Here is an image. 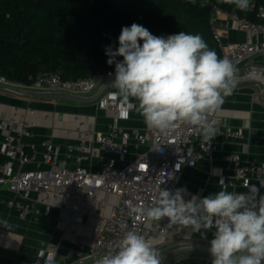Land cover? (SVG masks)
Wrapping results in <instances>:
<instances>
[{"label":"built area","instance_id":"2783aa9c","mask_svg":"<svg viewBox=\"0 0 264 264\" xmlns=\"http://www.w3.org/2000/svg\"><path fill=\"white\" fill-rule=\"evenodd\" d=\"M206 6L212 4L204 0ZM249 8L257 11L259 20H253L224 10L212 4L209 23L215 39L218 41L222 58H227L237 69V74L262 69L257 57L264 55V5L250 0ZM224 17L223 23L219 20ZM224 26H223V25ZM236 28L246 35L244 39L228 43L224 40L223 29ZM111 74V75H110ZM115 70L98 71L77 79H64L58 72L45 70L37 74L31 84L6 78L0 73V83L34 90L66 91L89 95L105 80L114 77ZM100 107L108 108L117 118L130 117L132 108L120 100L115 88H108L97 100ZM128 113L127 116L123 113ZM76 140L65 145L66 154L73 155L75 166L69 167L63 158L62 144L46 138L43 159L49 165L47 169H27L37 153L36 143L23 141L25 136L34 134L38 126L37 109L29 107L26 113L12 114L0 121L2 130V150L7 156L0 173V188L6 187L13 196L8 199L9 207L19 218L30 215H49L53 208L64 213L58 221L66 222L64 234L70 233L76 248L71 260L66 264H97L103 255L114 252L118 243L128 230H136L151 240L161 253V264L166 261L170 250L163 248L174 241L186 240L184 233L167 227L168 219L160 222L150 221L132 211L136 206H151L160 188L170 191L183 188L181 180L186 172L196 168L199 161L212 156L217 140L243 137L241 128H234L219 117L218 110L207 115V120L216 129L212 140H205L200 129L184 122L167 132L146 126L121 127L117 123L110 125L106 132L86 127V122L76 118ZM107 155L102 157L99 151ZM29 151H32L30 153ZM99 157L98 169L84 164ZM226 173L221 174L222 188L227 191L248 192L254 185L263 195L264 158L246 160L236 151L223 154ZM179 165V171L176 170ZM173 174L168 179L162 173ZM162 179L165 183L162 184ZM232 189V190H230ZM101 193L119 196V201L110 204ZM206 197V196H205ZM203 198V197H202ZM186 200V197L184 196ZM101 200L96 216L99 219L95 234L80 233L78 226H91L94 204ZM215 228L211 230L214 232ZM213 235V233H212ZM59 244L54 251L48 252L47 259L54 261Z\"/></svg>","mask_w":264,"mask_h":264},{"label":"clouds","instance_id":"9594fccd","mask_svg":"<svg viewBox=\"0 0 264 264\" xmlns=\"http://www.w3.org/2000/svg\"><path fill=\"white\" fill-rule=\"evenodd\" d=\"M226 2L240 11L250 4V0ZM118 45L115 50L111 45L105 49L108 65L115 64L111 86L148 127L167 132L184 122L200 129L205 140L216 136L207 115L217 111L236 87L237 69L230 60L218 57L198 34L181 31L155 36L137 23L122 27ZM162 173L174 178L172 173ZM244 186L247 193L222 188L188 200L184 199L186 188L173 192L162 187L151 206H136L132 211L153 222L166 217L169 228L181 225L204 233L215 228L209 248L211 264H264V195L257 201L259 190ZM0 223L7 226L6 221ZM160 256L153 242L133 229L97 264H161ZM46 264H52L51 257Z\"/></svg>","mask_w":264,"mask_h":264},{"label":"crops","instance_id":"0c3cea01","mask_svg":"<svg viewBox=\"0 0 264 264\" xmlns=\"http://www.w3.org/2000/svg\"><path fill=\"white\" fill-rule=\"evenodd\" d=\"M219 20L223 23L225 18L220 17ZM223 36L228 43L246 37L243 31L226 27L223 29ZM257 60L264 66V55L258 56ZM260 90V86L255 83H239L236 84L233 94L224 98V103L218 109V115L226 124L234 128H241L243 137L237 139L220 137L216 142V149L212 156H206L199 161L196 168L184 174L181 185L187 189L186 200L193 195L202 198L220 190L221 174L227 172L223 159L225 152H239L246 160L264 158V98L261 96ZM29 107L37 109L38 126L33 135L23 138L24 142H33L37 145L35 158L26 165L27 169L49 168L43 159L42 141L46 138L61 143L63 158L69 167L75 166L74 156L66 154L65 145L76 140L77 117L86 122V127L95 128L100 132L108 131L113 123H117L121 127L145 128L147 126L135 108H132L129 118L120 119L110 109L98 106L97 101L81 103L66 98L30 97L0 88V121L9 118L14 113L22 115ZM2 138L0 129V173L3 172V164L7 160V156L2 150ZM29 152L32 153V151ZM99 155L105 157L107 154L100 150ZM84 164L98 169L99 157H95L91 162L84 161ZM262 193L264 195V190ZM12 196L13 193L9 189L0 188V221L7 222V226L0 223V264H46L48 260L46 255L48 252L54 251L58 244L60 246L52 264L69 262L76 245L70 233L64 234L66 222L63 219L57 227L58 221L61 217L63 218L64 213L53 208L49 215L37 217L30 215L22 219L7 203ZM100 198L109 201L108 208L111 203L119 201V196L111 193H101ZM100 206L101 200L96 201L93 215L90 216V218H96L98 222L96 214ZM80 227L86 228L87 226ZM173 228L184 233L186 240L171 242L163 248L165 251L170 250L165 264H211L210 253L197 249L174 247V245L190 241H199L210 245V240L213 238L211 231L197 232L190 227L181 225H174ZM175 248L176 250H174Z\"/></svg>","mask_w":264,"mask_h":264},{"label":"trees","instance_id":"16d2710c","mask_svg":"<svg viewBox=\"0 0 264 264\" xmlns=\"http://www.w3.org/2000/svg\"><path fill=\"white\" fill-rule=\"evenodd\" d=\"M203 1L0 0V73L31 84L45 70L66 80L115 70V64L107 63L105 49L111 45L115 50L122 27L133 23L155 36L198 34L222 58ZM209 1L259 20L255 9L240 11L226 0ZM255 1L264 5V0Z\"/></svg>","mask_w":264,"mask_h":264},{"label":"water","instance_id":"95a60500","mask_svg":"<svg viewBox=\"0 0 264 264\" xmlns=\"http://www.w3.org/2000/svg\"><path fill=\"white\" fill-rule=\"evenodd\" d=\"M206 10L210 14L212 11V4L206 5ZM115 76L111 77L103 82L100 88L93 94L81 95L66 91H49V90H34V89H24L20 87L11 86L8 84L0 83V88L11 91L16 94L39 97V98H66L72 101H77L81 103H90L96 101L101 95L111 87V83L114 81ZM239 83H255L260 86V94L264 98V70L255 69L243 72L241 74H236V84ZM177 246V247H176ZM176 248L181 249H197L202 252H209L210 245L201 243L199 241H190L187 243H180L174 245ZM176 248L174 250H176ZM166 261L164 262V264Z\"/></svg>","mask_w":264,"mask_h":264},{"label":"rangeland","instance_id":"374dc122","mask_svg":"<svg viewBox=\"0 0 264 264\" xmlns=\"http://www.w3.org/2000/svg\"><path fill=\"white\" fill-rule=\"evenodd\" d=\"M98 224V221L96 218L94 217H91L90 218V225L89 227H86V228H82L80 226H78L77 230L80 232V233H88V234H95V226H97ZM85 227V226H84Z\"/></svg>","mask_w":264,"mask_h":264}]
</instances>
